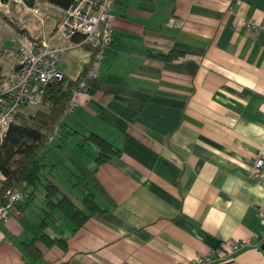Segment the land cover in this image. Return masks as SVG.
<instances>
[{
	"label": "crops",
	"instance_id": "0c3cea01",
	"mask_svg": "<svg viewBox=\"0 0 264 264\" xmlns=\"http://www.w3.org/2000/svg\"><path fill=\"white\" fill-rule=\"evenodd\" d=\"M6 9L0 45L12 44L18 29L32 40L43 37L61 48L56 68L75 80L90 50L56 31L62 9L44 0L31 7L8 0ZM169 17L182 26L168 27ZM239 19L263 25L264 0L108 5L109 45L80 89L78 105L63 112L56 139L47 142L41 201L32 205L34 193L0 218V264H179L244 237L251 244L219 264H264V220L257 217L264 209V173L253 179L247 172L264 150V28H232ZM17 66V59L9 61L4 82ZM47 109L44 102L27 108L30 114ZM88 132L109 142L118 156L97 164L93 144L90 152L83 141L79 149L65 147L70 134ZM54 166L64 172L56 176ZM46 181L78 208L77 184L85 185L97 209L75 231L53 210L44 232L63 238V247L35 241L29 251L25 243L44 216ZM60 216L67 220L62 228L48 226H58Z\"/></svg>",
	"mask_w": 264,
	"mask_h": 264
},
{
	"label": "built area",
	"instance_id": "2783aa9c",
	"mask_svg": "<svg viewBox=\"0 0 264 264\" xmlns=\"http://www.w3.org/2000/svg\"><path fill=\"white\" fill-rule=\"evenodd\" d=\"M8 1V0H7ZM113 0H70L69 5L62 10L56 24V31L66 39L73 35H81V45L97 46L94 61L88 64L83 77L77 82L64 105V112L72 110L78 105V93L84 88L87 79L94 77L97 57L109 45L110 30L108 27V5ZM6 12V4L0 3ZM32 14L42 21L43 14L37 8L31 9ZM183 24L181 19L169 17L166 25L179 29ZM243 27L256 33L263 25L251 20L239 19L232 24V28ZM61 48L53 47L45 38L32 40L23 33H15L12 46H0V56L7 60L17 59V69L0 85V145L6 135L9 125L18 114L29 115L28 107L42 102L44 87L54 81L64 79L63 74L56 68L58 54ZM57 123L46 133V141L50 142L57 136ZM250 178L257 179L264 173V150L259 151L248 165ZM1 179V176H0ZM21 199V187L16 185L6 191V201L0 206V218L7 209ZM257 217L264 220V209L257 210ZM264 236V229L259 237ZM250 237L239 240L221 241L217 247L199 256L192 257L186 263L179 264H219L229 259L233 254L245 246L250 245Z\"/></svg>",
	"mask_w": 264,
	"mask_h": 264
},
{
	"label": "trees",
	"instance_id": "16d2710c",
	"mask_svg": "<svg viewBox=\"0 0 264 264\" xmlns=\"http://www.w3.org/2000/svg\"><path fill=\"white\" fill-rule=\"evenodd\" d=\"M20 1L28 7H31L34 3V0ZM44 1L62 10L70 3V0ZM8 6V9L12 10V3H9ZM16 33H23V31L18 29ZM81 38V35H73L71 40L79 42ZM84 46L89 48L90 58L87 64L83 66L77 78L75 80L64 78L44 87L42 102L47 104V111L36 110L29 115L18 114L9 125L0 145V206L6 201V191L14 188L16 185H20L21 187V199L19 202L22 201L21 203L24 204L25 201L32 200L36 184L39 183L41 178L43 158L48 150L46 148V133L61 118L70 92L76 88L77 82L83 77L84 70L96 57L97 46ZM155 56L159 58L163 57L160 54H156ZM4 78V75L0 71V85L4 82ZM80 139L83 143L95 146L96 156L94 160L97 164H101L119 154V151L109 142L94 133L88 132L80 135ZM77 185L82 195L81 208L76 207L67 197L61 195L56 186L51 182L46 181L43 184L42 210L44 211V216L34 229L33 238L25 243L29 251L35 241H40L45 246L58 244L63 247V238L50 237L44 232L46 220L54 219L52 216L53 210L58 209L72 223V231H75L85 222L90 213L97 209L87 187L85 185Z\"/></svg>",
	"mask_w": 264,
	"mask_h": 264
},
{
	"label": "rangeland",
	"instance_id": "374dc122",
	"mask_svg": "<svg viewBox=\"0 0 264 264\" xmlns=\"http://www.w3.org/2000/svg\"><path fill=\"white\" fill-rule=\"evenodd\" d=\"M3 20H6V18L4 17L3 7L0 6V22H1V26H2V24H6L5 21H3ZM5 28H8V27H5ZM8 29H10V27ZM0 46H2L4 48H8V47H11L12 44H10L8 41H3ZM9 61L10 60H7V59L3 58V56H0V62L4 66L1 72H2V74L6 75V76L8 75V71H7V67L6 66L9 63ZM78 143H81L80 136L79 135H75V134H70L67 137V139L65 140L64 145L68 149L69 148H73L75 146H77V148L79 149V147L77 145ZM83 147L86 149V151H89V152L93 149V146L91 144H86L85 143V145ZM54 155H56V152H54ZM49 158H51V156H49V154H47V157L44 159V162L48 166L50 165L49 164V160H48ZM52 168H53L52 169V173L55 174L56 176H59L61 173L64 172V170H63L64 168L63 167L54 166ZM36 187H37V190L35 192V198L32 201V203H33L32 205H38L39 202L42 199V193H41L42 189L40 187V184L37 183ZM56 213H58V212H56ZM58 215H61V214L58 213ZM64 222L67 223V220L63 216H60L59 219L57 220L58 226H56V225L53 226L54 223H52V222H48V226L55 227L56 229H58V228H62L63 227V223ZM49 232H51V231H49Z\"/></svg>",
	"mask_w": 264,
	"mask_h": 264
},
{
	"label": "water",
	"instance_id": "95a60500",
	"mask_svg": "<svg viewBox=\"0 0 264 264\" xmlns=\"http://www.w3.org/2000/svg\"><path fill=\"white\" fill-rule=\"evenodd\" d=\"M0 3L6 4L7 3V0H0Z\"/></svg>",
	"mask_w": 264,
	"mask_h": 264
}]
</instances>
